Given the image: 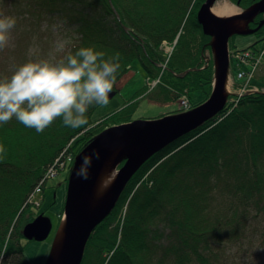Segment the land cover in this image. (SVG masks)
<instances>
[{
    "label": "trees",
    "instance_id": "trees-1",
    "mask_svg": "<svg viewBox=\"0 0 264 264\" xmlns=\"http://www.w3.org/2000/svg\"><path fill=\"white\" fill-rule=\"evenodd\" d=\"M204 2L0 0V11L21 25L61 20L75 33L65 55L92 47L103 52L105 60L118 56L117 83L137 61L151 78L159 79L167 96L173 92L177 99L185 91L212 83L214 63L202 61V48H210L212 39L203 33L196 16ZM259 2L241 0L240 5L249 8ZM259 25L257 21L253 26ZM263 30V24L256 30L259 38ZM163 41H176L169 58L159 47ZM164 63L166 69L159 73L155 66ZM261 63L250 81L261 91L244 94L237 102L229 96L220 113L144 161L113 210L91 233L81 264H211L213 252L226 250L228 243L244 246L249 238L247 222L259 218L264 223ZM147 91L145 86L136 96ZM130 106L122 112L132 110ZM98 107L89 109V124L80 129L65 127L60 118L42 133L15 118L0 125V145L6 149L0 156V264H31L21 244L22 227L39 212L30 210L28 200L72 139L85 131L81 151L106 128L131 121L130 114L115 113L94 124L92 114Z\"/></svg>",
    "mask_w": 264,
    "mask_h": 264
},
{
    "label": "rangeland",
    "instance_id": "rangeland-1",
    "mask_svg": "<svg viewBox=\"0 0 264 264\" xmlns=\"http://www.w3.org/2000/svg\"><path fill=\"white\" fill-rule=\"evenodd\" d=\"M217 1L218 0L214 2V4L211 6V9L215 15L221 16L216 12ZM240 1L228 0L230 7L235 10L234 14L231 16L235 17L241 13H245L252 7L264 3V0H259V3L253 4L249 8H245L243 5H240ZM263 20L264 12L257 13L250 19H235L234 21L237 25H239L236 31L246 32V34H235L233 37L231 36L229 38L228 44L229 49H231V51L238 50L236 53H239V51L256 44L257 49L249 48L245 51H252L255 55H259L260 62H264V30L260 32L263 33L262 38H259V34L256 32L260 25H264ZM257 21L260 23V25L254 28L253 25L257 23ZM28 24L29 23L21 25V23H16L15 28L12 30V39L10 44L5 48L0 49V77H2V79L6 77L10 78L16 68L28 62L29 60L36 61L50 58L49 54L53 52L54 44L59 37L70 38L72 41L75 36L73 28L66 25L61 20L43 19L42 21H35L33 24ZM67 46L64 53L55 54L56 59H60L65 55ZM159 47L163 55H168V53L173 51V47L168 41H163ZM210 48H202L203 51H201L202 61L205 62V65L207 62H209V60L214 63V75L211 86H206L205 89L203 88L202 90H195L191 93L190 91H185V95H181L183 100L179 101L181 96L180 98L178 97L177 99H173V92H170L167 96L163 89L159 88L157 85L158 81L156 78H151L141 67V65L135 61L133 68L118 80L117 91L112 93L113 96L109 98V104L107 106H99L94 111L92 114L93 123L98 124L101 120L105 121L106 118L111 117L115 113H122L123 117H128L130 114V122H155L160 118L170 114H183L192 108L195 103L198 104L201 102V100H207L213 90L216 65L213 47L210 46ZM169 57L170 55L168 58ZM259 60H256V62ZM256 62H254L253 65ZM248 63L251 64L252 60L248 59ZM245 64H242L243 69L241 70H247V67L249 66H246ZM155 67L159 69L157 70L159 73H162L166 69V64H157ZM239 70L240 68L238 67V62L236 60H234L233 63L230 62L226 79V92L231 93L230 95H232V101L236 102L238 97L244 94H251L261 91L256 85H246V83L242 82V80H239ZM252 76H254V74ZM145 86L148 87V91L141 96H136V94ZM262 92H264V89ZM169 98L170 101L167 102L166 99L169 100ZM130 104V108L132 110L125 109L126 113L124 114L122 110ZM84 132L85 131H82V133L73 138L72 141L65 147V149L57 156V158L54 159L53 163L48 166L46 174L42 180L43 182L41 181V183L36 188V191L33 192L29 197L28 203L30 205V210L32 209L33 212L38 211L39 214L49 217L53 223L51 233L46 240L41 242L35 240L28 241L25 238L21 240V244L24 247V255L31 262V264L46 263V258L51 250V244L55 233L64 216V206L67 195V176H69L71 166L73 165V161L71 160L75 155L77 157L78 153L80 152L79 150L81 149V146L86 138ZM127 154L128 150H125L120 159L117 161L115 165L117 172L124 164V159H126ZM63 162L65 163L63 164ZM44 184H46V187ZM40 185L41 188L39 187ZM42 187H44V191ZM60 213V222L58 223L57 217ZM254 213L256 214L255 211ZM251 221L253 222H247L249 238L245 239L244 246L243 244L236 245L237 243L233 242V244L228 243L229 246L225 248L226 250H217L213 252L210 258L212 261L211 264H264V223H261L259 218ZM96 227L91 233L95 231ZM23 228L24 227H22V232ZM88 241L89 239L87 242ZM87 242L84 247L83 257ZM231 245H233V247H231Z\"/></svg>",
    "mask_w": 264,
    "mask_h": 264
},
{
    "label": "water",
    "instance_id": "water-1",
    "mask_svg": "<svg viewBox=\"0 0 264 264\" xmlns=\"http://www.w3.org/2000/svg\"><path fill=\"white\" fill-rule=\"evenodd\" d=\"M215 1L206 0L197 12V21L203 33L211 37L209 44L214 50L216 65L211 96L206 102L187 113L165 116L155 122L133 121L106 128L79 152L67 181L63 216L66 220V237L57 264H81L84 247L92 230L110 214L124 187L148 157L196 129L224 109L226 98L231 94L225 90L229 67L227 44L231 36L246 34L233 29L230 22L235 19H250L257 13H263L264 3L235 17L224 18L211 11ZM112 96V93L109 94V98ZM127 134L134 135L136 141L128 150L126 160L117 172L109 199L106 203L93 208L90 205L93 182L108 167L118 139ZM93 150L98 151L100 156L99 159L93 156L88 178L77 176L76 170L80 167L83 156L91 154ZM52 226L49 217L39 214L33 222L24 226L23 236L30 241H44L51 233Z\"/></svg>",
    "mask_w": 264,
    "mask_h": 264
},
{
    "label": "clouds",
    "instance_id": "clouds-1",
    "mask_svg": "<svg viewBox=\"0 0 264 264\" xmlns=\"http://www.w3.org/2000/svg\"><path fill=\"white\" fill-rule=\"evenodd\" d=\"M17 18L0 13V49L10 44ZM70 38L59 37L50 58L29 60L16 68L10 78L0 80V125L15 118L27 128L42 133L58 118L65 127L84 128L89 124L88 112L93 106H107L109 94L114 91L119 57L104 59V53L92 47H81L75 54L56 59L64 53ZM6 149L0 145V156ZM93 150L84 155L76 175L88 178ZM116 173L109 172L101 181L106 190L115 181Z\"/></svg>",
    "mask_w": 264,
    "mask_h": 264
},
{
    "label": "bare ground",
    "instance_id": "bare-ground-1",
    "mask_svg": "<svg viewBox=\"0 0 264 264\" xmlns=\"http://www.w3.org/2000/svg\"><path fill=\"white\" fill-rule=\"evenodd\" d=\"M216 8H217L216 12L218 14H220L222 17L231 16L235 12V10H233L230 7L228 0H218ZM211 11H212V9H211ZM230 25L235 30L238 29V27H239V25H237L235 21L231 22ZM175 43H176V41H174L172 44L175 45ZM228 44H229V41H228ZM228 44H227L228 55H229V58H231L238 50H232L231 51V49H229ZM252 78H253V76L250 79H247L246 77L238 78V79L239 80L241 79L242 82L246 83V85H248V84L251 85L250 81L252 80ZM226 89H227V82H225V90ZM227 101H228V99L226 98V102ZM225 105H226V103H225ZM135 141H136V137L132 134L123 135L118 139L116 145L114 146L108 167L95 179V181L93 182V185L91 187V191H90V205H91V207L94 208L96 206L104 204L109 199V197L112 193V189H113L115 181L106 190H101V181L106 175H108L109 172L114 171L117 175V170L115 168L117 161L120 159V157L122 156V154L125 150H130L132 148ZM102 221H101V223H102ZM101 223H99V224H101ZM65 236H66V220L64 218L62 220L61 225L59 226V228L57 229V231L55 233L54 239H53L52 244H51V252H50V255L48 256L46 264H57L59 256H60V249L64 243Z\"/></svg>",
    "mask_w": 264,
    "mask_h": 264
},
{
    "label": "built area",
    "instance_id": "built-area-1",
    "mask_svg": "<svg viewBox=\"0 0 264 264\" xmlns=\"http://www.w3.org/2000/svg\"><path fill=\"white\" fill-rule=\"evenodd\" d=\"M232 57L234 58V60H236L238 62V67L240 68V70H239V78L246 77L247 79H250L252 77V75H253V72H254L255 68L260 63V60H259L260 59L259 58L260 56L259 55L258 56L255 55L252 51H242V52H239V53H235ZM248 59L252 60V63L251 64L248 63ZM256 60H259V61L256 62ZM254 62H256V63L253 65ZM245 63H248V64H245ZM242 64H245V65L249 66L250 67V70H247V71L241 70V65ZM182 100H183V98L181 97L179 99V101H182ZM64 163L65 162H63V164Z\"/></svg>",
    "mask_w": 264,
    "mask_h": 264
}]
</instances>
